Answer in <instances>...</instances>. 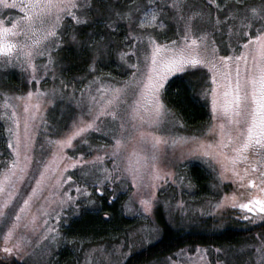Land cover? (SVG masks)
I'll list each match as a JSON object with an SVG mask.
<instances>
[{
  "label": "snow or ice",
  "instance_id": "snow-or-ice-1",
  "mask_svg": "<svg viewBox=\"0 0 264 264\" xmlns=\"http://www.w3.org/2000/svg\"><path fill=\"white\" fill-rule=\"evenodd\" d=\"M10 10H18V13L14 15ZM65 17H70L74 23H65ZM166 20L175 23L177 39H171L164 33L166 42L161 43L159 33L154 35L147 29L171 30V23H166ZM100 26L103 32L99 31ZM121 29H125L123 39L128 42L131 55L137 57V61L131 63L128 53L120 55L123 64L135 69L131 79L112 87L105 85L99 75H94L86 86L87 91L80 89V97L75 96V88L70 82L61 81L62 89L73 87V91L66 95L70 101L75 100L76 106L81 109V116L74 121L75 130L66 138L53 139L59 136L60 130L55 123L51 126L48 143L55 150L50 163L37 162L44 170L40 171L36 185L45 181L46 173L56 181L57 188H63L71 181L61 194V208L70 206L77 219L101 213L103 219H109L111 214L104 204H111L116 199L106 195L109 185L121 180L125 173L131 175L135 184L144 167L156 170L155 149L166 141L141 129L145 123L158 125L164 116L166 106L162 96L169 77L177 73L196 75L201 68H206L211 73L213 86L210 90L204 89L203 95L211 96L213 118L222 121L219 124L221 139L214 145L200 147L204 149L205 156L214 154L218 157L222 176L231 172L232 177L240 181V188L257 189L246 202L238 201L236 193L226 197L233 208H239L244 213L241 219L255 221L259 218L264 221V0H232L228 4H224V0H203V7L196 5L194 0H0V65L15 64L24 70L31 69L30 80L38 83L36 58L47 57L42 65L47 74L49 65L55 67L59 62L57 58L62 45L69 44L90 53V60L85 63L87 74L92 75L97 71L98 61L111 57L113 50L119 48L112 37ZM137 43L143 47L135 49ZM221 47L232 49L233 54L221 55ZM94 84L99 85L97 95L91 93ZM44 94L37 89L38 102L31 105L34 109L39 110V97ZM33 95L32 91H28L26 98L15 97L28 101L23 107L26 114L29 113ZM8 101L5 96L4 108L12 109L10 118L15 125V130L8 129L15 139L14 143L12 140L8 143L15 158L0 175V195L7 194L3 204H0V220L4 221L12 214L6 209L16 195L15 181L23 178L30 162L26 154L32 141L29 120L36 118L35 112L26 116L22 140L15 106ZM84 115L91 116V119L84 120ZM101 116H111L113 121H120L118 126L104 131V135H110L114 141L111 152L97 154L91 159H86L82 149L76 148L74 156L64 152L65 148H75L73 140L82 133L89 130L101 132ZM127 128L138 131L139 139L132 152L125 155L130 143L137 141ZM148 136H151L153 152L145 155L141 164L137 148L147 142ZM211 149H215V153ZM21 150L25 152L24 166L20 165ZM87 155H91V146ZM107 156L112 157L111 169L103 166ZM134 156L137 157L135 164L132 160ZM65 160L68 162L61 167L58 161ZM125 161L126 166L121 167ZM241 164L245 165L243 174L239 168ZM78 167V179L74 180L75 173L65 176L69 168ZM257 174L259 183L249 178ZM73 190L75 195L71 194ZM36 191L33 188L29 198L23 200L19 212L15 213L17 221ZM141 204L145 205L144 211L150 210L149 201L141 200ZM222 204L218 203L216 207L220 208ZM252 213L256 215H250ZM59 218L57 215V220ZM68 226L71 228V224ZM16 227L13 223L8 228L6 246L2 249L4 253L20 252L22 241L7 246ZM50 231L55 233L53 240L61 235L57 229ZM257 251L264 253V247ZM0 264L4 261L0 260Z\"/></svg>",
  "mask_w": 264,
  "mask_h": 264
},
{
  "label": "rangeland",
  "instance_id": "rangeland-1",
  "mask_svg": "<svg viewBox=\"0 0 264 264\" xmlns=\"http://www.w3.org/2000/svg\"><path fill=\"white\" fill-rule=\"evenodd\" d=\"M231 2L232 0H224V4ZM194 3L203 7V0H194ZM214 7L215 5H213ZM10 11L14 15L18 13V10ZM165 22L171 23V30L167 28L162 30L147 29V31H153L154 35L159 33L158 39L161 43L166 42L164 33H167V37L171 39H177L175 23L167 20ZM65 23L74 22L71 21L70 17H65ZM99 31H104L102 26H100ZM124 32L125 29H121L112 37V40L119 44V48L113 50L111 57H105L98 61L97 71L92 75L87 74L88 68L85 63V61L90 60V53L82 52L69 44L62 45V50L59 51L57 58L59 62L55 67L49 65L47 74L42 67L43 63L47 61V57L36 58L38 83L30 80L31 69L24 70L15 64L0 65V175L11 166L15 158L12 149L8 147L10 140L15 142L8 129L15 130V125L10 118L12 109L4 108L5 96L9 98L8 102L15 106L20 120L19 133L22 140L26 116H30L32 112L36 113V118L29 120V135L32 137V141L26 153L30 158V162L25 168L26 174L22 179L15 181L16 195L12 204L6 209L12 213L11 216L7 221L0 220V257L3 260L15 261L20 264H123L129 256L159 240L161 230L158 221L160 218L173 230H189L191 228L200 230L204 226L210 225L209 230L204 229L210 233L216 231L211 230V228L218 230L225 227H240V222L241 227L247 230L264 225V221L259 218L255 221L241 219L244 213L239 208H233L226 199V197H231L233 193H236L238 201L246 202L250 198V194L256 193L257 189L240 188V181L232 177L231 172L222 176L223 169L217 162L218 157L214 154L205 156L203 154L204 149L200 147V145H214L221 139L219 124L222 121L219 118H213L211 96L203 95L204 89L210 90L213 86L210 79L211 73L206 68H201L196 75L184 74L196 85L197 95L207 108L208 117L206 121L196 128L187 127L178 115L164 103L166 112L159 124L149 126L145 123L141 129L146 134L151 133L152 136L161 137L163 141H166V143H160L155 149L156 170H151L150 166L144 167L137 175L135 184L131 175L125 173L121 180L109 185L106 195L108 197L114 196L116 199L111 204L105 202L104 207L107 211L113 205L118 209V214L112 219L116 222L115 231H110L101 238H94L96 234H101L104 228L92 229L91 225L97 220L105 222L110 218L103 219L101 213L98 218L85 216L77 219L70 206L65 205L61 208L59 205L61 194L69 187L71 181L65 184L63 188H57L56 181L46 173L45 181L37 186L36 179L39 178L40 171L44 170L42 164L29 180L36 138L44 123L46 111L54 102L61 103L62 107L71 110L70 115H73L67 130L57 137L66 138L75 130L74 121H78L81 116V109L76 106L75 100L70 101L66 95L73 91L72 86L75 88V96L80 97V89L87 91L86 86L92 81L94 75H99L105 85L112 87L120 86L131 79V73L135 69L123 64L120 55L128 53L131 56V63H135L137 57L131 55L128 42L123 39ZM142 47L143 45L139 43L135 45V49ZM220 54H233V52L232 49L225 50L221 47ZM140 61L142 68V54ZM241 67L243 70V64ZM182 75L183 73L174 74L169 77L168 81ZM61 81L70 82L72 86L62 89ZM98 86L92 85V95H97L96 88ZM37 89L41 93H45L39 97V110L31 106L38 102ZM53 90H55V94H53ZM28 91H32L34 95L29 104V113L26 114L23 107L28 101L26 99L18 100L15 97L26 98ZM83 118L90 120L91 116L84 115ZM100 120L103 121V124L100 125L101 132L89 130L82 133L73 140L75 148H65L64 152H67L69 156H74L76 148L82 149L86 153V159H91L97 154L103 155L104 152H111V145L114 141L110 135H104V131L113 126H118L120 121H113L111 116H101ZM127 131L132 132L137 137V141L130 143L125 155L132 152L133 145L137 144L139 139L138 131H133L131 128H127ZM85 140L87 143H84ZM89 146H91V155H87ZM54 150L51 145L43 163L51 162ZM137 151L139 152L140 163L143 164V157L153 152L151 136L147 137V142L139 146ZM210 151L215 153V149ZM24 155L25 152L21 150V166L25 165ZM132 160L135 164L137 157H132ZM58 162L63 167V164L68 161ZM126 164L127 161L123 162L121 167L126 166ZM103 166L107 169L112 168L111 156L105 157ZM192 167H198L200 175L203 174L206 177L202 181L204 190L201 192L198 190L200 187L193 182L194 180L189 174ZM244 167L243 164L239 165L241 174H243L242 169ZM73 173H75L74 180L78 179L80 176L79 167L77 169L69 168L65 176ZM249 178L256 179L259 183L258 174ZM246 180L247 178L245 183ZM33 188H36L37 191L32 195L25 210L20 212V219L17 221L15 213L19 212L23 200L29 198ZM71 194L75 195L74 190ZM6 198L7 194L0 195V204H3ZM141 200L149 201V211H144L145 205L141 204ZM221 202H223L222 206L217 208L216 205ZM57 215L60 217L59 220H57ZM250 215H256V213ZM110 217L112 218V215ZM120 218L127 220V222H119ZM13 223H16L17 227L14 229L13 236L7 246L11 247L17 241H22V246L19 253L14 251L7 254L2 249L6 246L5 235ZM72 223L73 226L69 228L68 225ZM50 229H57L61 235L53 240L52 237L55 233ZM68 229L83 235V237L71 236ZM261 247H264V230L259 233L254 232L246 241L235 246L185 247L149 264H264V253L257 251Z\"/></svg>",
  "mask_w": 264,
  "mask_h": 264
},
{
  "label": "trees",
  "instance_id": "trees-1",
  "mask_svg": "<svg viewBox=\"0 0 264 264\" xmlns=\"http://www.w3.org/2000/svg\"><path fill=\"white\" fill-rule=\"evenodd\" d=\"M162 98L164 103L178 115V117L187 127L196 128L205 122L208 117L207 108L204 102L201 101V98L197 95V87L187 77V75L183 74L181 77L177 76L168 81ZM70 112L71 110L63 108L62 104L59 102H54L52 106L47 109L44 123L36 138L34 159L28 176L29 180L34 176L41 166V164H38L37 162L44 161L49 152L51 145L48 143V138L51 135V126L53 123H55V126L60 130V136L61 133L67 130L69 122L73 118V115H70ZM52 138L56 139L57 137ZM41 145H43V148ZM189 174L192 176L194 180L193 182L200 187L198 190H200V192L204 190V188H202V181L205 180L206 177H204L203 174L200 175V169L198 167H192L189 171ZM201 182L202 184L200 185ZM109 212L112 215V218L110 217L108 221L103 222L102 220H97L91 225L92 229H97L98 227L104 228L102 229V235H93L94 238H101L110 231L116 230V227L114 226L116 222H114L112 219L118 214V209L115 205H113L112 208L109 209ZM92 217L98 218V216ZM119 220V222H127V220L123 218H120ZM158 225L161 230L159 240L132 254L125 260L123 264H149L185 247L235 246L246 241L247 238L254 232L259 233L264 230V225H260L248 230H243V228L239 226H235L233 228L225 227L224 229L218 230L216 228H211V230H216L212 233L208 231L210 229V225L204 226L200 230L195 228H191L189 230H173L169 228L165 222H163L162 218H160L158 221ZM72 226L73 223L71 224V227ZM68 233L71 236L83 237V235L76 234L71 229H68ZM0 260L3 259L0 257ZM3 261L4 264H20L15 261Z\"/></svg>",
  "mask_w": 264,
  "mask_h": 264
},
{
  "label": "flooded vegetation",
  "instance_id": "flooded-vegetation-1",
  "mask_svg": "<svg viewBox=\"0 0 264 264\" xmlns=\"http://www.w3.org/2000/svg\"><path fill=\"white\" fill-rule=\"evenodd\" d=\"M240 224V227H241V222L239 223ZM243 228V227H242ZM243 230H245V228H243Z\"/></svg>",
  "mask_w": 264,
  "mask_h": 264
}]
</instances>
